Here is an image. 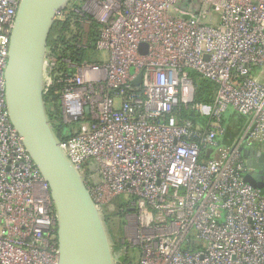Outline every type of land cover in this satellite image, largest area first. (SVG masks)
I'll use <instances>...</instances> for the list:
<instances>
[{"label": "built area", "instance_id": "built-area-1", "mask_svg": "<svg viewBox=\"0 0 264 264\" xmlns=\"http://www.w3.org/2000/svg\"><path fill=\"white\" fill-rule=\"evenodd\" d=\"M20 1L0 0V264H56L48 185L5 104ZM69 11L78 48L97 25L103 60L57 73L48 49L43 99L58 88L59 145L104 218L127 198L116 214L137 264H264V188L243 181L241 153H264V0H71L56 20ZM189 72L215 84L210 104L194 103ZM180 107L204 122H180ZM228 112L248 123L224 146Z\"/></svg>", "mask_w": 264, "mask_h": 264}, {"label": "water", "instance_id": "water-1", "mask_svg": "<svg viewBox=\"0 0 264 264\" xmlns=\"http://www.w3.org/2000/svg\"><path fill=\"white\" fill-rule=\"evenodd\" d=\"M71 0H21L9 38L4 71L7 114L26 153L48 185L56 220V264H116L105 218L85 177L59 145L43 99L47 43L59 12ZM141 76L133 82L139 85ZM243 181L264 188V153L241 148Z\"/></svg>", "mask_w": 264, "mask_h": 264}, {"label": "trees", "instance_id": "trees-1", "mask_svg": "<svg viewBox=\"0 0 264 264\" xmlns=\"http://www.w3.org/2000/svg\"><path fill=\"white\" fill-rule=\"evenodd\" d=\"M74 13L69 11L65 19L56 20L49 38L47 47L50 50V55L55 59V71L57 73L68 74L69 69H67L64 60H68L73 64L80 63L82 61L93 62L92 57L89 53L95 52L94 43L97 38V25L93 22H90L88 25V30L86 32V49L78 48L77 45L81 39V27L78 24H75V27H72L71 17ZM87 18V17H86ZM189 76L192 79L195 87L194 103L210 104L213 96L215 94L216 86L210 81L201 79L194 72H189ZM58 88H52L49 90L47 98H45V108L47 111L48 119L54 127L55 135L58 141H63L69 138L70 132L64 129V126L61 124L58 113ZM176 116L183 122L186 119L191 120L192 122L203 123L204 119L196 115L189 108L180 107L176 111ZM235 120V125L232 128H227L225 126V135L219 140L221 145H230L235 139H237L247 126V119L238 115L232 114L229 121ZM105 222L109 228L108 222L109 218L105 215ZM115 252V250H114ZM122 256L119 260V264H128L127 256Z\"/></svg>", "mask_w": 264, "mask_h": 264}, {"label": "rangeland", "instance_id": "rangeland-1", "mask_svg": "<svg viewBox=\"0 0 264 264\" xmlns=\"http://www.w3.org/2000/svg\"><path fill=\"white\" fill-rule=\"evenodd\" d=\"M74 4L79 5L80 2L78 1V2H75ZM212 18L216 19L217 15L213 13ZM89 54H90L89 55L90 57L94 58L93 62H100L101 60H103L101 55H99L98 53L92 52ZM126 202H127V198L124 196H121L113 202L114 211H107V212L104 211L105 215H107L109 218V222H108L109 228L107 227V229H108L109 237L113 245V251L115 250V254H114L115 263L119 264L118 259L124 256V251L125 252L128 251V254H126L127 263L137 264L138 250L134 248L130 249L129 248L130 245L126 242V240H124V235L122 232L123 219L121 220L120 216L118 215L119 216L118 217L116 214L118 209L121 206L125 205Z\"/></svg>", "mask_w": 264, "mask_h": 264}, {"label": "crops", "instance_id": "crops-1", "mask_svg": "<svg viewBox=\"0 0 264 264\" xmlns=\"http://www.w3.org/2000/svg\"><path fill=\"white\" fill-rule=\"evenodd\" d=\"M232 115V113L231 112H228V115H226V117H225V126L227 127V128H232V127H234V126H236L235 125V120H231V121H229V119H230V116ZM248 123V122H247ZM247 127V126H246ZM245 127V128H246ZM256 149H259L260 150V146L259 145H257L256 146Z\"/></svg>", "mask_w": 264, "mask_h": 264}]
</instances>
